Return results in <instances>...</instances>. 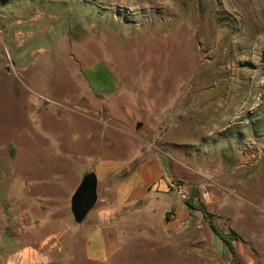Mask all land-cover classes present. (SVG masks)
I'll return each instance as SVG.
<instances>
[{
  "label": "rangeland",
  "instance_id": "374dc122",
  "mask_svg": "<svg viewBox=\"0 0 264 264\" xmlns=\"http://www.w3.org/2000/svg\"><path fill=\"white\" fill-rule=\"evenodd\" d=\"M28 1L0 3V220L19 245L58 232L49 215L77 224L97 159L160 155L185 167L179 204L197 187L264 264V0ZM180 220L179 241L215 234Z\"/></svg>",
  "mask_w": 264,
  "mask_h": 264
},
{
  "label": "crops",
  "instance_id": "0c3cea01",
  "mask_svg": "<svg viewBox=\"0 0 264 264\" xmlns=\"http://www.w3.org/2000/svg\"><path fill=\"white\" fill-rule=\"evenodd\" d=\"M7 1L12 3H0L9 4ZM183 168L160 155L134 157L128 162L97 159L92 170L98 176V201L85 220L75 224L49 215L48 227L55 223L52 228L58 232H47L20 245L17 221L0 220V264H223L232 253L217 234L205 241H179L177 237L178 220L195 212L184 202L179 204L173 193L177 178L186 180L185 185L190 182ZM221 200L217 196V202ZM174 213L179 218L174 219ZM242 242L234 240L238 264H254Z\"/></svg>",
  "mask_w": 264,
  "mask_h": 264
},
{
  "label": "trees",
  "instance_id": "16d2710c",
  "mask_svg": "<svg viewBox=\"0 0 264 264\" xmlns=\"http://www.w3.org/2000/svg\"><path fill=\"white\" fill-rule=\"evenodd\" d=\"M106 74L105 70L98 72L95 74V77L103 78ZM200 191L197 187H194L193 192L190 196L185 200V204L194 210H199L202 212L204 220L207 222L211 230L217 234L229 247L233 259L232 264H238L237 261V253L234 245V240L239 239L240 235L235 230H230V232L225 231L223 228L220 227L218 223V215L216 213L210 212L207 208L205 201H203L202 197L200 196ZM125 209H128V205L124 206ZM169 214V213H168Z\"/></svg>",
  "mask_w": 264,
  "mask_h": 264
},
{
  "label": "water",
  "instance_id": "95a60500",
  "mask_svg": "<svg viewBox=\"0 0 264 264\" xmlns=\"http://www.w3.org/2000/svg\"><path fill=\"white\" fill-rule=\"evenodd\" d=\"M142 126L138 122L137 127ZM98 201V176L96 172H88L71 197V210L77 223L85 220Z\"/></svg>",
  "mask_w": 264,
  "mask_h": 264
},
{
  "label": "built area",
  "instance_id": "2783aa9c",
  "mask_svg": "<svg viewBox=\"0 0 264 264\" xmlns=\"http://www.w3.org/2000/svg\"><path fill=\"white\" fill-rule=\"evenodd\" d=\"M175 193H177L180 196L185 197L189 193V190L187 189V187L179 186V187H176ZM178 223H179V226H186L187 221L180 220V221H178Z\"/></svg>",
  "mask_w": 264,
  "mask_h": 264
}]
</instances>
